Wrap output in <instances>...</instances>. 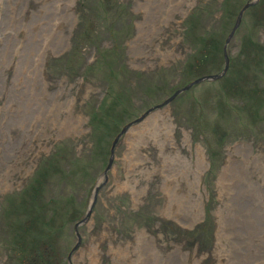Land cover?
<instances>
[{"label":"rangeland","instance_id":"rangeland-1","mask_svg":"<svg viewBox=\"0 0 264 264\" xmlns=\"http://www.w3.org/2000/svg\"><path fill=\"white\" fill-rule=\"evenodd\" d=\"M66 1L68 15L57 28L62 42L54 37L46 43L32 71L20 65L25 31L7 38L3 30L12 12L13 23L43 16V1L0 0V264H32L26 243L33 239L9 244L12 232L38 227L14 224L30 201L42 207L33 212L35 224L54 208L71 210L54 218L47 264H264V0L243 13L227 43L230 63L221 78L179 93L118 139L70 263L73 225L103 180L115 134L94 130L90 113L114 103L107 90L123 93L127 122L189 79L218 73L222 44L246 0H227L224 8V0ZM194 9L193 35L211 32L214 48L185 37L184 21ZM13 40L5 63L3 48ZM199 50L207 52L205 59ZM220 101L233 109H222ZM121 109L106 111L115 117ZM59 142L63 167L86 169L75 178L49 177L24 205L23 187Z\"/></svg>","mask_w":264,"mask_h":264},{"label":"trees","instance_id":"trees-1","mask_svg":"<svg viewBox=\"0 0 264 264\" xmlns=\"http://www.w3.org/2000/svg\"><path fill=\"white\" fill-rule=\"evenodd\" d=\"M227 0H224V5H226ZM104 7V6H103ZM196 10H199L198 8ZM194 10L190 16L185 21L186 26V34L191 38V41L196 43L197 45H202L201 48L209 50L210 48H214L215 45V38L214 35L210 32L203 31L199 37L193 35V32L195 30L194 24H195V16L198 14ZM235 9H232L230 7L228 9L229 12H233ZM189 32V33H188ZM221 41L217 42V47L220 48ZM200 51V50H199ZM203 54L204 56L202 59L206 58L207 52L200 51V54ZM198 74V72H196ZM236 86V83L234 84V87ZM237 88V86H236ZM109 94L111 91H109ZM125 95L117 94L114 99L112 105L107 104L103 105L104 103H101L99 106H97L89 115V124L91 127L94 128V130H98L102 133L107 132L108 136H110V132L118 130L119 125L126 120V116L129 118V114H127L126 109L121 106L123 104ZM255 104L257 106L261 107L262 99L259 97H255ZM229 103V102H228ZM113 105H120L122 108L118 110L120 112L115 117H110L108 115V112L106 111L108 108H113ZM226 104V101H220L219 106L224 109L228 110V106L232 105L229 103V105ZM233 109V105L231 106ZM123 112H125V115L123 116ZM109 129V131H107ZM97 143H93L92 146L95 147ZM62 150H65L62 146V143H58L56 145V150L48 157H45L40 161L37 169L35 170L34 174L30 178L27 185L22 189L21 192V202L26 205V202L28 200L34 199L36 196L40 195L44 189L45 183L47 179L51 176H59V178L64 179V177L69 175L72 178H75L76 175H81L79 172H82V169H86V165H80L82 169H74V171L70 168H64L63 167V152ZM62 151V152H61ZM76 155V154H75ZM75 159L79 160V156H75ZM59 168V169H58ZM62 174V175H59ZM90 175V174H89ZM76 180H79L80 182L83 181L82 177H77ZM94 177L92 174L90 175V182H93ZM13 199H10V202H12ZM61 202V201H59ZM68 202V201H67ZM67 209L65 207H60L61 211L58 212L56 208L52 210L50 213H44L40 214L39 217L36 216L37 219V225L35 224L34 219V210L35 208H42L41 205H35L32 201H30L29 209L25 211L26 214L23 215V213H19V216H17L16 220L14 221L15 225L23 226L25 223H28L30 227H33V225L38 226L36 230L33 231V229H29L27 226L23 228V232L21 235L19 233L12 232L10 236V245L17 244L19 238H30L34 240L35 242H39L40 240H44L39 248L33 247L32 241L26 243V248H31L29 254L31 255L30 258L32 259V264H47L48 260L50 259V256L52 255L51 252H49V249L51 246L45 245V242H47V239H51L54 234V218L58 216L61 213H64L65 215H68L71 210H69V206L66 205ZM19 208V205L17 206V209ZM79 213H76L73 211V215L71 218L76 219L78 217ZM29 239V240H30ZM38 255L39 257H35ZM29 258V259H30ZM48 259V260H47Z\"/></svg>","mask_w":264,"mask_h":264},{"label":"bare ground","instance_id":"bare-ground-1","mask_svg":"<svg viewBox=\"0 0 264 264\" xmlns=\"http://www.w3.org/2000/svg\"><path fill=\"white\" fill-rule=\"evenodd\" d=\"M39 1H43V3L39 5V11L43 13V16L39 15L40 17L37 16L38 18L36 20H34L35 18L33 20H29V24H27L26 22H24V20H22L23 17L21 18L19 16L17 18L18 19L17 23H13L12 20L14 18H12V16L15 17L16 14H12L13 13L12 12L9 15L11 16V21H8L7 22L8 24L6 26L4 25V30H3V34L7 38H10L12 33L14 34L22 29L23 31H25V36H26L25 41L27 45L24 43L21 49L20 55L22 56V62L20 65L22 68L26 66V69H30L32 71L35 70L34 65L36 64V61H37L36 56L38 57L42 56L46 43H51V40L54 37L58 38V43L60 42V39L62 42V36L60 35L61 33L59 34L57 32V28L59 27L58 25L67 18L68 9L70 7L69 2L66 0H39ZM18 22H19V25L16 26ZM27 27L28 28L34 27L38 31L33 32V36L31 34L28 35ZM11 31L13 32L11 33ZM16 43H17V40L16 41L13 40V42L10 41V44H8L9 46L8 47L5 46L3 48V52L1 55L3 62L6 63L7 51L10 54V52H12L13 48L16 46ZM19 43H21V40ZM8 60H9V57H8ZM183 210H184V206H183ZM216 251H217V248H216Z\"/></svg>","mask_w":264,"mask_h":264},{"label":"water","instance_id":"water-1","mask_svg":"<svg viewBox=\"0 0 264 264\" xmlns=\"http://www.w3.org/2000/svg\"><path fill=\"white\" fill-rule=\"evenodd\" d=\"M255 2V0H251V1H247L241 8L240 10L238 11L237 13V16H236V19H235V22H234V25L233 27L231 28L226 40H225V44H224V66H223V69L219 72V73H214V74H206V75H201L199 77H197L196 79L192 80L191 82H189L187 85L183 86L182 88H179L177 89L171 96H169L168 98H166L165 100H163L162 102H160L159 104H156L152 107H150L149 109H147L144 113H142L138 118H136L135 120L127 123L126 125H124L122 127V129L116 134V136L114 137L112 143H111V146H110V156H109V159H108V163L105 167V169L103 170V175H104V178L106 179V172L107 170L109 169L111 163H112V159H113V154H114V147H115V144L118 140V138L122 135V133H124L126 131V129L128 128V126L134 122H137L139 121L143 116H145V114L149 113L151 110L155 109V108H158L166 103H168L173 97L176 96V94H178L179 92H181L182 90H186L188 89L190 86H192L193 84H196L200 81H203V80H211V79H217L219 77H221L225 71L227 70V67H228V63H229V60H228V55L226 53V44L227 42L229 41V39L231 38V36L233 35L235 29L237 28V26L239 25L240 23V20H241V17H242V14L244 12V10L252 5L253 3ZM103 183H101L100 185H95L94 187V191H93V195H92V199L86 209V212H85V215L83 218H81L79 221L75 222L74 224V232H75V235H76V243L74 244V246L72 247L71 251L79 244L80 242V234L78 232V225H80L81 223H83L89 216L90 212H91V208L96 200V193H97V190L98 188L102 185ZM70 254V253H69ZM68 259H69V255H68Z\"/></svg>","mask_w":264,"mask_h":264}]
</instances>
